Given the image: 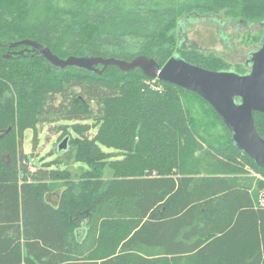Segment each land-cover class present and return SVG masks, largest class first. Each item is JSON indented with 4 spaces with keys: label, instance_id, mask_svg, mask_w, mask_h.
Returning <instances> with one entry per match:
<instances>
[{
    "label": "trees",
    "instance_id": "16d2710c",
    "mask_svg": "<svg viewBox=\"0 0 264 264\" xmlns=\"http://www.w3.org/2000/svg\"><path fill=\"white\" fill-rule=\"evenodd\" d=\"M220 12L263 25L264 0H0V264H264V169L206 100L163 81L155 89L138 67L98 74L11 55L30 39L61 58L162 66L177 55L244 74L246 61L231 69L177 39L182 20ZM184 97L202 103L201 117ZM253 118L264 139V113ZM45 124L74 147L76 179L23 151L24 132L34 140Z\"/></svg>",
    "mask_w": 264,
    "mask_h": 264
},
{
    "label": "water",
    "instance_id": "95a60500",
    "mask_svg": "<svg viewBox=\"0 0 264 264\" xmlns=\"http://www.w3.org/2000/svg\"><path fill=\"white\" fill-rule=\"evenodd\" d=\"M18 45L25 48L13 51L11 55H22L29 50L37 51L56 67L75 66L98 74L109 65H116L122 71L138 67L147 77L198 94L214 108L230 129L235 145L256 165L264 169V139L258 134L253 118L254 112L264 113V33L260 46L249 54L246 60L249 71L244 74L233 70H208L187 62L177 55L171 56L159 66L155 60L141 55L130 61L89 55L61 58L49 48L30 39L15 41L10 47ZM11 55L5 54L4 57ZM99 65L101 68L98 67ZM67 141L68 137H65L57 148L65 149Z\"/></svg>",
    "mask_w": 264,
    "mask_h": 264
},
{
    "label": "rangeland",
    "instance_id": "374dc122",
    "mask_svg": "<svg viewBox=\"0 0 264 264\" xmlns=\"http://www.w3.org/2000/svg\"><path fill=\"white\" fill-rule=\"evenodd\" d=\"M263 26L262 24L240 21L220 12L217 15L191 16L188 19L182 20L176 30V35L182 48L194 49L202 53H213L225 60L231 69H234L238 64L244 65L249 54L260 46V29ZM156 81V78H152V80L147 81V84L155 89H162L159 80L158 82ZM185 99L188 101L187 103L193 113L197 117H201L202 103L196 98ZM90 106L96 111L97 106L94 101L90 102ZM212 127L210 126L209 128ZM37 128L38 131L34 140L31 129H27L24 132L23 151L27 154H33L31 156L33 159L38 157L36 158V162L39 159L57 161L60 169L68 168L73 178L76 179V175L79 173L77 168L82 167V165L73 161L74 147L66 145L65 149L59 150L57 146L61 130L51 129L48 124L39 125ZM214 133L217 135L221 134L222 131L216 127ZM26 165L29 167V171L36 169L31 161H27ZM245 170L247 171L245 174L247 177H251L255 181L262 179L261 175L249 167H245ZM255 185L257 186L255 183L253 187ZM58 194L60 195V191H58Z\"/></svg>",
    "mask_w": 264,
    "mask_h": 264
},
{
    "label": "built area",
    "instance_id": "2783aa9c",
    "mask_svg": "<svg viewBox=\"0 0 264 264\" xmlns=\"http://www.w3.org/2000/svg\"><path fill=\"white\" fill-rule=\"evenodd\" d=\"M255 204H256V207L264 209V187L260 189L259 194H258V199Z\"/></svg>",
    "mask_w": 264,
    "mask_h": 264
}]
</instances>
